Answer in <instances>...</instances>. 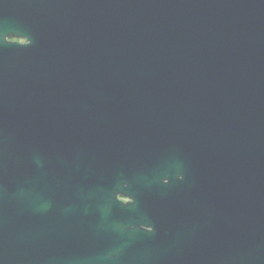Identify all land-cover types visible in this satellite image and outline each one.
<instances>
[{
	"label": "water",
	"instance_id": "obj_1",
	"mask_svg": "<svg viewBox=\"0 0 264 264\" xmlns=\"http://www.w3.org/2000/svg\"><path fill=\"white\" fill-rule=\"evenodd\" d=\"M0 264H264V0H0Z\"/></svg>",
	"mask_w": 264,
	"mask_h": 264
}]
</instances>
